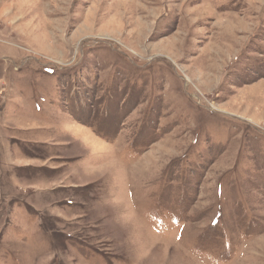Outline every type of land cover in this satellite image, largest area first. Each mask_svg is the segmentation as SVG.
<instances>
[{
	"label": "rangeland",
	"instance_id": "rangeland-1",
	"mask_svg": "<svg viewBox=\"0 0 264 264\" xmlns=\"http://www.w3.org/2000/svg\"><path fill=\"white\" fill-rule=\"evenodd\" d=\"M0 264H264V0H0Z\"/></svg>",
	"mask_w": 264,
	"mask_h": 264
}]
</instances>
